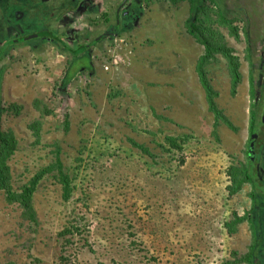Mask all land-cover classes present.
<instances>
[{"label": "rangeland", "instance_id": "1", "mask_svg": "<svg viewBox=\"0 0 264 264\" xmlns=\"http://www.w3.org/2000/svg\"><path fill=\"white\" fill-rule=\"evenodd\" d=\"M85 1L81 11L65 7H75L73 0H0V50L8 40L46 29L74 50L90 44L103 30H91L95 15L91 0ZM220 1H207L200 17L209 42L225 49L210 59L204 43H186L193 40L187 0H172V8L168 0H146L162 15L160 22L146 17L128 35L92 47L93 70L78 73L65 90L61 84L74 57L61 44L31 39L0 59V130L17 142L6 161L7 188L0 190V264H247L253 189L243 184L231 194L230 170L246 166L251 136L242 122L234 125L243 128H233L223 107L236 97L252 104L243 88L247 64L240 61L247 52L241 43L246 30L250 36L264 33V14L249 4L260 17L261 33L238 13L243 0H222L223 12ZM107 18L115 22L107 16L97 21L106 28ZM174 19L177 56L198 51L196 78L183 73L169 80L163 54ZM151 26L160 34L156 40L145 33ZM121 39L131 59L117 51L114 42ZM256 44L251 77L261 61L256 87L264 91V49ZM154 51L163 56L156 75ZM169 138L181 149L171 147ZM263 145L257 149L262 169ZM46 169L25 203L26 189ZM64 174L72 189L68 200ZM260 178L264 182V174ZM259 233L264 243V227Z\"/></svg>", "mask_w": 264, "mask_h": 264}, {"label": "trees", "instance_id": "2", "mask_svg": "<svg viewBox=\"0 0 264 264\" xmlns=\"http://www.w3.org/2000/svg\"><path fill=\"white\" fill-rule=\"evenodd\" d=\"M178 1V0H177ZM190 3L191 10H190V18L188 20V30L191 35L196 37L200 43H204L208 50V58L211 55V53L215 52H224V47H221L216 45V42L212 44L209 42V37L206 36L205 31L203 28L199 25L200 24V17L202 13L206 9V2L209 0H187ZM74 3H77L75 7H72L73 9H77L80 7V0L75 1ZM65 7H68L65 6ZM70 7V6H69ZM69 10V8H68ZM34 37L29 38L28 36L16 38L13 40H8L4 43L2 49L0 50V59H2L9 50L17 44L23 43V42H29L31 39H36L46 42H52V43H58L62 45V48L64 51H67L68 53H71V55L74 57L73 62L71 63V66L69 67L68 71L65 74V77L61 84V89L65 90L72 80L80 73L81 71H85L86 69L93 70L92 68V61L91 56L88 53L89 50L86 49V46H80L77 49H73L69 47L67 44H65L63 41H61V38L58 34H55L53 32L48 31L47 29L45 31H42L41 33L33 34ZM214 34L210 32V37L212 40H214ZM211 41V40H210ZM216 45V47H214ZM88 48V47H87ZM201 60V65L204 64ZM200 72L203 74V69H200ZM236 75V74H235ZM202 79L205 77L202 76ZM260 98V99H259ZM251 120H250V151H251V144H254V151L256 153L252 154V156L248 157V161L246 166L243 167V169H231L230 170V176L232 180V186L230 187L231 194H236L240 192V189L243 184H249L251 185V188L253 189V192L251 194V199L254 202L253 207V215L254 218H250V226L251 230L253 232V244L251 246V250L249 254L245 256L243 261L247 264H264V252H263V245L262 242V233L259 232L262 230V227H264L263 221H264V189L261 190L260 187L262 184H264L263 181H261V176L264 174V169L258 166L257 163V149H260V146L262 143L264 144V124L262 125V131L259 132V122L262 121L263 111H264V91L260 93L256 88H253V84L251 86ZM216 110L215 108H213ZM1 111V109H0ZM261 124V123H260ZM169 144H171V147L175 149H181V147L178 145L177 141L173 138L168 139ZM264 146V145H263ZM17 149V142L16 140L9 134H6L0 130V190L6 189L7 182L10 179L9 178V168L6 166L7 159L12 156ZM251 155V152H250ZM47 171L44 170L42 173L39 174L38 178L33 182L30 190L26 189L25 193L23 194L22 198H24L25 203H29L30 196L35 190V187L39 180L45 175L44 173ZM63 184H64V197L66 200H68L71 197V184H70V177L66 174H64L63 177ZM263 188V187H261ZM19 195H14L13 201H20ZM260 199L263 201V203L259 202ZM23 203V202H22ZM260 203V205H259ZM261 237V238H260ZM263 244V245H262ZM16 264V263H12Z\"/></svg>", "mask_w": 264, "mask_h": 264}, {"label": "crops", "instance_id": "3", "mask_svg": "<svg viewBox=\"0 0 264 264\" xmlns=\"http://www.w3.org/2000/svg\"><path fill=\"white\" fill-rule=\"evenodd\" d=\"M83 1L86 3L85 0H83ZM159 1H161V0H159ZM243 2L248 7L244 6L245 9L243 7H240V8L237 7V9L239 10L238 13H241L243 16H245L247 18H251L252 21H254L255 24L257 25V28H255V29L258 30L260 28L261 29L260 31L262 33V27L260 25L261 24L260 17L257 16L253 7L252 8L249 7V4L254 5L257 9L261 8L262 14H264V0H243ZM85 3L82 5L81 11L86 8ZM168 3H169V6L172 8V4H171L172 0H168ZM217 4L219 5V3H217ZM223 4L224 3L221 0L220 5H219V7L222 10L221 12H223V10H224L223 6H225V5H223ZM91 6H92L91 9L93 10L94 15H95V17L93 18L94 20H92V22L90 23L91 30H93V31L95 30L96 31L95 33H97L98 29H99V31L103 30V32L100 35L96 34L97 36L93 40L91 39L92 42L90 44L84 45V46H86V49L88 47V50H91V51H92V47L95 46L96 48H98L99 44L102 43L103 41H105L107 38H111V40H112V39H114V36L128 35L133 30L132 28L137 25V22L142 20L144 23L147 20L146 17L150 18V19H148L150 22L154 21V23H156V24H157V21L160 22L161 17H162V15L160 13L156 12V14H155L153 12L152 4L150 2H146V0H91ZM140 6L142 7V9H140ZM174 7L176 9V5H174ZM143 9H145L144 12H143ZM190 10H191L190 3L189 4L187 3L186 4V11H187V17L186 18H187V20H189V18H190ZM64 13H65V11L62 12V14H64ZM62 14L61 15L60 14H53V15L61 17ZM127 14L130 18V20L128 22H127V19H125V15H127ZM102 16H107L109 18L113 17L115 22L112 23L107 18V27L105 28L104 26L99 24V22H101V21H97V19H99ZM59 22H60V20H59ZM175 22L176 21L174 19V28H173V30L171 29L169 32V36H170L169 50L163 54L164 58L169 61V80H178L179 78L183 77V73H184L183 78H185V77L187 78L188 76L189 77L191 76L192 79H193V76L196 78L198 66L200 64V60H199L200 57L198 55H196V53L198 51L194 52L191 49H189L187 54H183L180 57L177 56L176 46L178 44V41L176 39V42H174L173 41L174 37L172 35V34H175V35L177 34V28H176ZM109 23H111V24H109ZM171 23H172V19H171ZM249 23H250V19L248 20V24ZM105 29L107 32H105ZM47 30L52 31L51 29H47ZM156 31L157 30L155 29V27L151 26L150 28L146 29L145 33L148 35V37L150 39L152 38V39L156 40L157 35L160 36V34L157 33L158 31L157 32ZM188 32H189V30H188ZM252 33H253V36H250V33L248 32V30H246L244 32L245 38L243 40V43H241L242 44L241 49H243L245 47L244 51H245V53L247 52L245 59H247V60H245L244 62H243V60L240 61L242 66H243V63L247 64L243 69V74L246 75L247 78H245V76H243L242 80H243V82L247 81L246 84L245 83L243 84V88L245 86L247 87V92H248L247 97L249 98V96H250V99H251V86H252V84L255 86V88L259 89L260 93L263 92L262 87L261 88L256 87L257 86L256 84H257V81L259 78V74H261V71H259V70H261V61H259V60L257 61V72L258 73L252 77H251V74H252L253 67H254L255 62H256L255 58L259 57L255 53V49L257 47L256 43H260L261 48L264 49V42H263L264 41V37H263L264 33L259 35L260 38H259L258 34H256L254 36L253 31H252ZM188 35H189V37L193 38V40H191V42L189 40H187L186 41L187 45L191 44L194 41L198 42V44H202L199 42V40L196 37L191 35L190 32ZM237 35L238 36L240 35V37H241V33L239 32V30H237ZM240 37H239V39H240ZM123 41H125V40L121 39L117 42H114L116 44V47L119 48L117 50L119 52H126L125 46L127 44H126V42L123 43ZM173 42H174L173 48L175 49V52H173L172 46H171L173 44ZM249 43H251V46ZM252 43H254V44H252ZM191 45H192V47H195L194 44H191ZM218 46H220V48L222 47L220 44H218ZM130 47H131V45H130ZM133 47H134V45H133ZM228 47H233V45L228 46ZM234 47H237V44ZM179 48H183V47H179ZM158 49H159V51H161V49H162L161 45H159ZM146 50H147V48L145 49L144 52H146ZM159 51L157 52V54H156V51H154V56H153V64H154L153 65L154 66L153 73H154V75H156L155 65L156 64L157 65L162 64L163 56H162V58L160 57L161 53ZM179 51H182V50L179 49ZM191 51H192V53L190 54ZM125 57H126V60L131 59L132 52L129 51V57L127 56V52H126ZM135 59H136V57H135ZM218 60H220V58H218ZM91 61H92L91 63H93L92 59H91ZM134 62H135V60H134ZM179 63H183L184 66L182 68H178ZM133 65H135V64H133ZM203 73H204V71H203ZM179 75H180V77H179ZM241 75H242V71H241ZM263 78H264V76H263ZM249 90H250V92H249ZM239 94H240V90H239ZM242 100H243L242 97H236L235 99H233L232 104L230 102H227L226 107H223L225 109L224 113L226 116H229L230 119L229 118L228 119L230 120V123H232L233 125H234V123L236 124V122H242L244 127H246L248 125V128L250 130L251 105L247 107V104L245 102H243ZM233 128H240L241 129L243 127H242V125L239 124V126L234 125ZM225 137L234 138V136H232V137L231 136H225Z\"/></svg>", "mask_w": 264, "mask_h": 264}, {"label": "flooded vegetation", "instance_id": "4", "mask_svg": "<svg viewBox=\"0 0 264 264\" xmlns=\"http://www.w3.org/2000/svg\"><path fill=\"white\" fill-rule=\"evenodd\" d=\"M73 1H77V0H73ZM84 3H85V2L80 1V7H78L77 9L82 8L81 5L84 4ZM68 8H69V10H72V9H73L71 6L69 7V5H68ZM254 153H256V152L254 151L253 154H254Z\"/></svg>", "mask_w": 264, "mask_h": 264}, {"label": "water", "instance_id": "5", "mask_svg": "<svg viewBox=\"0 0 264 264\" xmlns=\"http://www.w3.org/2000/svg\"><path fill=\"white\" fill-rule=\"evenodd\" d=\"M33 37H34V36H33ZM263 117H264V116H263ZM253 152H254V144H251V155H250V156H252Z\"/></svg>", "mask_w": 264, "mask_h": 264}]
</instances>
